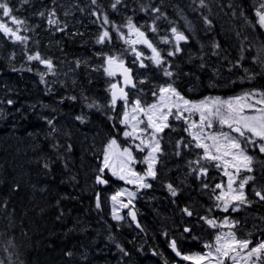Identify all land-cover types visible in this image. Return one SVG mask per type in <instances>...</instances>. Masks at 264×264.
<instances>
[{
    "label": "trees",
    "instance_id": "obj_1",
    "mask_svg": "<svg viewBox=\"0 0 264 264\" xmlns=\"http://www.w3.org/2000/svg\"><path fill=\"white\" fill-rule=\"evenodd\" d=\"M32 2L39 3L42 8L49 6L43 0ZM174 2L195 21L202 39L207 40L204 31L209 36H216L220 42L221 57H214L208 50L211 60L217 59L215 61L237 79L242 75L243 68L251 67V75L256 74L254 79L238 84L230 82L229 76L219 79L218 73L214 72L217 67L209 65V71L206 67L202 70L206 78L203 83L198 77L200 69L188 73L185 69L187 64L183 62L178 71L182 69L189 74L190 80L186 78V81L200 94L187 92L174 76L170 77L180 91L198 98L202 94L220 96L235 93L242 86L248 90H264V66L253 63L251 56L259 53L254 51L246 31L250 27L264 48L263 30L258 25L253 27L256 20L254 9L259 6L260 0H205L206 7H200L199 0ZM163 3L164 7L167 6L165 1ZM122 5L123 8H132L133 2L123 0ZM159 6L163 9L162 5ZM152 7L149 0H140V9L148 8L147 21L159 16L151 11ZM168 9L174 13L173 7ZM99 10L109 20L112 19L113 14L109 16L107 4L100 5ZM204 17L211 20V26L205 24ZM33 19L40 25L38 38L35 35L36 29L27 30L23 24L20 35L31 37L20 43L5 36L11 39V44L0 48L1 54L9 58L0 59V264H133L130 255L133 249L124 243L122 235L118 239V223L113 220L111 209L103 199V192L112 187L104 190L95 182L96 177L101 175L100 158L107 141L116 139L122 144L124 132L122 126H116L109 118L113 115L119 119V114L109 106L111 99L107 92V82H101L98 76L92 80L84 76L80 78L88 88L91 86L98 90L102 86L103 96L100 101L78 93L77 88L67 86L60 78L51 79L46 75L41 82L39 68L45 66L38 64V61H28L27 56L43 52L44 36L50 27L37 18ZM112 36L115 43V34L112 33ZM7 39L3 37L6 44ZM72 43L74 53L83 52L87 48L78 46V41ZM63 45L69 46V43ZM194 50L195 56H198V47ZM184 55L181 53L179 56ZM261 56L264 58V55ZM237 62L239 67L234 66ZM84 66L86 73L89 64ZM150 91L151 86L148 93ZM71 95L75 99L70 98ZM9 100L13 103L8 104ZM86 102L95 106L89 109ZM82 115L86 122L77 119ZM163 134L166 135H162L161 139L163 151L156 164L157 175L155 179H148L150 192L162 195V200L158 204L152 199L150 201L152 209L158 214L156 219L148 216L149 220L141 222L143 230L146 229L149 235L159 233L161 219L170 223L171 230H179L183 223L194 218L193 215L187 216L183 209L188 208L190 203L202 204L200 201L206 196L203 189L205 184L197 182L201 178L194 181L188 177L189 172L193 171H188L190 167H187L190 155L193 154L191 148H185L183 153V147L180 155H176L178 149L173 140L183 138L181 132L171 127ZM134 155L138 161L143 160L136 151ZM144 165L137 163L136 171L143 174ZM208 167L215 177V167ZM103 176L109 177L106 173ZM114 184L121 185L118 181ZM168 184L176 188V196L170 194ZM166 197L174 199L166 203ZM215 204V201L203 204L209 213L215 212L213 216L207 217L226 215L221 209L215 208ZM194 208L188 209L191 211ZM174 209L175 213H172ZM247 209L245 213L261 210V207L253 204ZM178 211L180 219L184 220L182 224L174 219ZM234 231L240 236L246 235V232L236 228Z\"/></svg>",
    "mask_w": 264,
    "mask_h": 264
},
{
    "label": "snow or ice",
    "instance_id": "obj_2",
    "mask_svg": "<svg viewBox=\"0 0 264 264\" xmlns=\"http://www.w3.org/2000/svg\"><path fill=\"white\" fill-rule=\"evenodd\" d=\"M24 2L26 3L27 0H24ZM91 2L92 4H96V0H91ZM121 3L122 0H115L111 7L115 10L117 5ZM199 3L200 7H206L205 0H199ZM141 10L147 12L148 8H142ZM151 11L153 13H160V8L152 7ZM0 14H2L0 16V33L12 38L14 42H25L28 38L20 35V26L25 22L13 15V9L7 0H0ZM93 14L95 15V13ZM40 15L43 16L44 13H40ZM161 15L163 14L161 13ZM254 15L256 20L253 27L258 25L261 30H264V0H261L259 6L254 9ZM52 17H55L54 11L50 13L48 23L57 24L58 21ZM3 18H9L10 23L17 27H10L9 23L5 22ZM155 19H160V16H156ZM204 22L206 25L211 26L212 22L207 17H204ZM103 23H110L106 15L103 17ZM126 27L128 35L135 34L137 38L125 40V43L130 45H145L152 52L150 59L153 63L157 67H163L165 63L164 58L148 38L146 32L141 31V28L133 22L131 17L128 18ZM58 30L63 31L64 29L60 28ZM150 30L153 33L157 31L155 21ZM117 31L119 32V29ZM170 31L175 40V49L174 51H169L167 55L174 56L182 51L180 43H186L188 36L184 32L179 31L175 26L171 27ZM120 36L121 39H124V33L121 32ZM110 40L111 34L105 29L98 36L96 43L104 44ZM162 42L168 43V38H162ZM219 47V43L213 44L214 49H219ZM133 51L136 52L135 48H133ZM261 51L264 52V48ZM217 54V52H213V55ZM141 56L142 53L136 52L138 60ZM27 59L28 61H39L49 71L54 67L51 59L42 58L38 52L29 54ZM241 59H244V57H241ZM105 63L107 67L104 68V71L108 76L116 75L114 68H118L122 70L124 86L136 87L130 76L131 69L125 66V62L122 59L115 56H106ZM253 63H260L264 66V58L258 54L253 57ZM140 66L145 67L142 61ZM234 66L239 67V62ZM201 67H204V65H201ZM244 71L247 73L248 69L245 68ZM163 74L169 78L173 76V72L169 71L167 67H163ZM255 75H249L247 78L254 79ZM43 81L44 75L41 74V82ZM125 87H120L115 83L110 85L111 106L114 108L118 99L123 100L125 110L120 119V123L126 129L123 132V136L126 139L139 141V143H135L129 147H121L116 139H111L103 150L102 167L99 169L101 175L96 177L98 184L108 183L103 178V173L105 170H108L113 177L121 181H125L128 184H138L141 188H150L151 184L147 183V179L156 178L155 164L158 161V154H161L163 151L160 143V134L165 129L171 127L169 123V118L171 117L175 121H183L186 125L184 131L191 138L187 143L183 139L177 141V149L183 146L184 148L195 147L202 150V155L199 156V159L189 162L190 164L195 163L199 165L198 169H193V171H198L197 178L206 176L208 173V168L201 164V161H205L217 169L223 168V175L228 178L227 192L222 190L215 197L217 201L223 202V211L227 212L230 206L232 207V211L238 210V206L235 204L230 205L228 199L229 193H236L231 196L233 202L238 201L240 204L249 203L243 189L245 185L254 180V177L249 175L240 178L239 190L234 189L233 184L240 177L241 171L249 173L254 171L253 164L255 158L248 152L250 147L258 149L259 153L264 154V90L256 89L228 98L208 96L200 100H190L182 95L173 84L168 83L159 86L158 91L152 93L156 98L153 103L144 104L137 98L129 104V96L128 92L125 91ZM7 103L12 104L13 101L9 100ZM94 106L93 104L89 105V107ZM129 107L131 111L128 110ZM77 119L83 122V117H77ZM48 123L51 124L52 121H48ZM146 149L147 154L142 161H138L134 155V150L145 152ZM176 155H180V152L177 151ZM136 163H144L146 165V170L143 174L135 171L133 165ZM229 168L234 169L235 174L230 172ZM204 187H208V185L205 184ZM167 188L172 196L178 194L172 184H168ZM216 189H223V185L217 183L213 191ZM124 195L129 197L126 204L121 200V197ZM254 195L259 197L261 201H264V193L262 191L254 189ZM134 196V192L123 189L112 195L111 200L114 204L120 203L123 207H128ZM219 206L217 204V207ZM99 207L100 202L98 197L97 208ZM183 211L189 217L193 215L192 211L188 208H184ZM129 215L135 220V212H130ZM113 218L117 220L122 219V217L115 214V208ZM200 219L211 229L222 227L234 228L238 223V221H230L227 217L222 222H218L216 219L207 216L200 217ZM137 226L139 227V225ZM190 231V228L186 227L184 229L185 233ZM169 247L177 257L188 262V264H264V240H259L255 243L250 239L242 240L237 238L236 234L232 231L217 233L212 242H205L203 244L205 251L202 252L184 254L178 248L176 240H172Z\"/></svg>",
    "mask_w": 264,
    "mask_h": 264
},
{
    "label": "rangeland",
    "instance_id": "obj_3",
    "mask_svg": "<svg viewBox=\"0 0 264 264\" xmlns=\"http://www.w3.org/2000/svg\"><path fill=\"white\" fill-rule=\"evenodd\" d=\"M38 2V0H36ZM62 4V10L63 13H73V8L74 5L76 6L77 4H81L83 0H61ZM152 4L153 7H159V5L163 6V9L160 8V13L159 16L161 17V19L159 20H155V18L151 19L150 22L147 21L146 19V12L142 11L140 9V0H138V4H136V6H133V8L131 9L130 6L127 9H123V16L124 17H129L130 15H133L131 18L133 20L134 23H138V27L141 28V31L146 32L148 38L151 40V42L154 44V46L161 52L162 57L164 58V65L163 67H167L169 71L173 72V76L175 77V80H177L178 82H180V84L186 88V91L189 93H193V94H198L199 92L195 90H193V87L191 86L192 84L186 81V78H188L190 80L189 77V72L191 71H196L197 69L199 70V80L202 81L203 83L205 82V77H203L202 74V70L206 67V69H208V71L211 69L209 65H211L212 68L217 67L216 70L214 72L218 73V77L219 79L223 78V77H231L230 82H236L238 84H245V81H249V79L247 78L249 75H251V67H247L246 69H248V72L245 73L243 68L241 70L242 75L240 76L239 79H237V77L229 75V73L224 69L223 66H221V64L219 65L218 62H216L215 60L217 59H213L211 60V56L207 55L204 52V43L201 41H198V35L193 36L194 39H196L195 41H197L198 44V49L200 50V54L198 56H195L196 54H192V52H190V50H192V45L190 44H186V46L188 47L187 50H184V48H182V45L180 43V47L183 51V53H185V59L184 56H179L182 51L174 56H172V58L168 57V55H163V49L165 48L166 45H168V49L166 54L169 51H174L175 49V40L174 38H172V33L170 31L171 27L175 26L178 28L181 27V25H183V23L185 25H194L196 26V23L193 22L190 18V16L182 11L181 7H179L174 0H149ZM163 1L166 2L167 6L164 7V3ZM261 1V0H260ZM10 5V7H12L13 9V15H15L17 18L23 20L26 26L27 30H34L36 29V37H39V30L38 28L40 27L39 22L35 21L33 19L37 18L39 20H41L43 23L46 22L47 19V14H50L51 12H53V10H55L56 6L55 3L56 2H60L59 0H43L44 3H48L49 6L47 7H43L39 4V3H34L32 2V0H27V2L25 3L24 0H9L7 1ZM115 0H104V4H107L109 7H111L112 3H114ZM123 2V0H122ZM98 8H100L99 5H97ZM168 7H173L174 13L171 12V9H168ZM92 9H90L89 13L92 14L93 18V24L96 27V35L93 36L91 40V43H80L78 42L77 45L78 46H86L87 50L83 51V52H75V56L73 58H70L69 60H66L64 56H60L59 58H57L58 54L56 51H54L57 47L56 45L51 42L52 39L46 37L45 38V44H44V50L43 52L40 54L42 58H47V59H51L54 63V67L51 71H49L46 67H40L39 70L41 71V74L43 73L44 76H48L51 79H53V77L56 78H60L62 79V81L70 87H74L77 88L78 93L83 94L85 96H87L89 99H93V100H98L100 101V99L103 96L102 91V86L98 88L94 87L93 89L91 88V86L88 88L85 85H83V83L80 81V78L82 76H84L86 79L88 80H92L94 77L98 76L99 79L101 78V82H107V92L109 93L110 90V85L111 84H116V80L117 78L115 76H108L105 71H104V63H105V57L106 56H112V55H118V57L120 59H122L125 63H130L132 62V69L134 70V76L136 77L135 80V84L138 85V90L137 91H131L129 94V104H131L132 101H134L135 99L139 98L142 103L144 104H150L153 103L155 101V97L152 95V93L154 91H158L159 86L161 85H165L168 83L173 84L174 87L177 88V90L184 95L186 98L190 99V100H200L203 99L204 97H208V96H219V95H213V94H202V96L198 97V98H193L190 96H187L184 92L180 91L179 88L177 86L174 85L173 81L171 79H169V77L165 76L163 74V67H157L153 61L150 59V57L152 56V52L150 49L146 48H140L139 52L142 53V62L143 64H146V66L148 67V69L143 70V68L140 66L141 61L139 62L138 60H136L134 54H133V48L135 47L134 45H130L128 43H125V40H133L136 39L135 34L132 35H128V29L126 27L127 24V20L128 18H126L124 20V24L123 25H114L113 28H109L110 32H111V40L110 41H106L104 44H98L96 43L98 36L102 33V31H104L105 29L103 27H101V24L103 22V17L105 16V14L103 13V11L99 12L96 8H94L93 6H91ZM76 10V8H75ZM40 13H44L43 16L40 15ZM81 13H83L81 11ZM95 13V15L93 14ZM114 13H116V10L114 11ZM119 13V12H118ZM161 13L163 15H161ZM0 16H2V14H0ZM176 18V21L174 20ZM5 20V22L9 23L10 27L16 28V25H13L10 23V19L9 18H3ZM173 19V20H172ZM40 21V22H41ZM155 21V26L157 27V31L155 33L151 32L150 28L153 25V22ZM197 27V26H196ZM117 29H119V32L117 31ZM181 29V28H180ZM248 36H249V41L252 44V46L254 47V51L258 52L261 55H264V52L261 51V49L263 48V45L261 44L258 36H256L253 33V30L248 27L246 28ZM191 34H193V31L191 32L190 30H188ZM47 34H51L52 32L47 31ZM124 33V39H121L120 33ZM184 32V31H183ZM264 32V30H263ZM112 33L115 34L116 37V42L114 43V38L112 36ZM206 35V38L208 40L207 45H209L208 50L210 51L211 54H213V52H217V55H213L214 57H221V44L220 42L217 40L216 36H209V34L207 32H204ZM20 34H21V26H20ZM185 34V33H184ZM186 35V34H185ZM170 36V37H169ZM6 40L7 38L2 35V33H0V48H6L7 45L11 44V39H7L8 43H4V40ZM31 36H27V38L29 39ZM167 37L168 38V43H163L162 42V38ZM27 39V40H28ZM51 42V44H49ZM113 42V43H112ZM117 43V44H116ZM214 43H219L220 47L219 49H214L213 48V44ZM243 53L245 51H242ZM1 54V52H0ZM223 54V52H222ZM224 55V54H223ZM68 56V55H66ZM194 56V57H193ZM181 57L183 58V61H181ZM193 57V58H192ZM254 57V56H251ZM7 59L9 60V58L6 55L1 54L0 55V59ZM64 58V59H62ZM146 59V60H145ZM183 62L185 64H187L186 66V71L185 72L181 69V71H178V68L182 67ZM38 64L39 61H38ZM84 64H89L88 66V70L85 73V66ZM189 64V65H188ZM42 65V64H41ZM201 65H204V67H201ZM230 65H231V61H230ZM247 65V64H246ZM197 72V71H196ZM200 75V76H199ZM207 79H210L207 77ZM234 79V80H233ZM212 80V79H211ZM137 81V82H136ZM143 81V82H141ZM146 82H149L151 85V91L150 93H148V89L146 91L143 90L142 85ZM246 86H242L239 88V90L235 93L231 92L230 94H226V95H220L219 97L222 98H228V97H232V96H236V95H240L243 92H248V91H252V90H256L255 89H247V88H243ZM214 88H217L214 87ZM230 88H232V85H230ZM260 90V89H259ZM102 93V94H101ZM200 94V93H199ZM73 95H71L70 98H72ZM97 103V101L95 102ZM90 104L93 103H89L86 102V107H88L89 109H92L93 107H89ZM99 105V104H98ZM125 110L124 107V102L122 103V108H121V114L120 117L118 119V123H120V119L122 118V114ZM129 111H131V108L129 107L128 109ZM83 117V115L81 116ZM195 118V117H193ZM83 121H87L84 117H83ZM169 123L171 124V127H176L180 132L181 135L183 136V138H179V139H175L173 140L174 144L176 145V142L183 139L185 143H187L188 141H190V137L188 135V133H186L184 131V128L186 127V125L183 123V121H175L174 119H172L171 117L169 118ZM122 125V124H121ZM123 126V130L125 131V126ZM141 127H143V125H141ZM170 127V128H171ZM169 129V128H167ZM165 129V130H167ZM130 130V129H127ZM164 130V131H165ZM226 130V129H225ZM162 135H166V134H160L161 139H163ZM123 140H122V144L118 143L119 145H121V147H129V146H133L135 143H139V141H133L131 139H126L123 135ZM168 138L169 135L167 136ZM110 141V140H109ZM106 143V145L108 144V142ZM162 142V140H160V143ZM105 145V146H106ZM183 148V146H181L178 151L181 152V149ZM191 148V152L193 154L190 155V161H196L197 159H199V156L202 155V150L200 149H196L195 147H190ZM188 149V148H187ZM135 151V150H134ZM248 152L250 155L254 156L255 158V162L253 164V168L254 171L249 173L246 171H241L240 173V177L236 179V182L233 184V188L239 190V182H240V178L245 177V176H253L254 180L250 181L249 184L245 185L243 191L245 193V195L247 196V199L249 201V203H244V204H240L238 201L233 202L231 200V196L235 195L236 193H229L228 194V199H229V203L231 204H235L236 206H238V210L237 211H232V207H229V210L226 213V215H220L218 218H214L216 219L218 222H222L226 217L233 222L238 221V223L236 224V226L234 228H229V227H222V228H218V229H211L209 228V226L202 220V219H197V218H192L191 220H188L187 223H183L184 220L180 219L181 218V214L177 213L176 216H174L175 222L177 221V223L182 224V227L179 230H171L172 227L170 226L169 222H163V219H161V224L160 227L161 229H159V233L156 234H151L149 235V233L147 232V230L145 229L144 232L150 236L151 238V245L150 247L145 250V248L143 246H141V244H144L145 242L139 241L138 245H140L137 249V252L134 253L131 257L134 256H140L143 257L144 255H148L149 257L152 256V254L157 253V250L155 249V246L159 245V242L161 238L165 237V236H170V238L174 239V238H180L182 239L184 237L185 241L189 240L192 241L191 243H193L191 248V252L192 253H196V252H202L205 251V249L203 248V244L205 242H212L214 240V237L217 233H223V232H228V231H232L236 234L237 238L239 239H250L252 240L254 243L259 241V240H264V201H261L259 199V197L254 195V189L255 190H260L262 191V193H264V154L259 153L258 149H253V148H249ZM185 153V148H184V152ZM139 154L144 158V156L147 154V149L145 150V152H139ZM188 158V157H187ZM100 167H102V161H103V153L101 155L100 158ZM189 159V158H188ZM189 161V162H190ZM158 162H159V154H158ZM188 162L187 167L188 171L191 169H198L199 165L192 163L190 164ZM137 164V163H136ZM135 164V165H136ZM157 164V163H156ZM156 164H155V170H156ZM201 164H203L205 167L208 168V173L206 176H200L199 178H201L200 180H198V171H191L188 174V177H190L192 180L196 181L199 184H201L202 181H204V183H206L210 189V191H207L205 189L204 193L205 195L209 198V199H213L215 201V208L217 209H221L223 211V202L222 201H217L215 199L216 195H218L222 190L224 192H227V181L228 178L226 176L223 175V168L221 169H217L215 168L214 174L215 177H213V174L211 173V170L209 169L208 166H210L211 164H208L205 161H201ZM135 165H133L134 169H135ZM195 165V166H194ZM212 166V165H211ZM146 170V165H144V172ZM136 171V169H135ZM229 171L232 172L233 174H235V170L232 168H229ZM137 172V171H136ZM110 179L113 181L112 182V188L108 191H104L103 192V199L104 202H106V204L109 205V208L111 209V215L112 218L114 217V208H115V214L119 215L120 217H122V219H114L113 220L118 223V229H117V233L119 234L118 239L120 238V235L122 234V227H133L132 225H130V221L127 219V210L124 209V207L122 206V204L120 203H115L111 200L112 195H114L117 191L126 189L129 192H134L135 196L132 198V202L131 204H129V208H132L134 210H137V208H139L138 211V215H139V225L141 226V222L145 219H147L148 214H150L151 212L156 213L155 210L152 209L151 206V202L153 199V193L150 192L151 188H144V190L142 192H139L138 189H140L138 184H128L125 181H121L119 179H117L116 177H113L111 175V173L108 170H105V172ZM139 173V172H138ZM149 179V178H148ZM115 181H118L121 185L120 186H116L114 183ZM182 181H184V177H182ZM147 183H149L147 181ZM217 183H221L223 185V189H216L215 191H213V189L215 188V185ZM190 185H192V183L190 182ZM146 199V200H145ZM152 199V200H151ZM121 200L123 201V203H128L129 197L127 195H124L123 197H121ZM141 201V202H140ZM189 203V201H186ZM217 204H219L220 206L217 207ZM253 204H258L261 207V210H251L245 213L246 210H248V207H251ZM143 206V207H142ZM195 207L194 209H196V205L193 203H190L188 208H192ZM192 209V210H194ZM191 210V211H192ZM149 211V212H148ZM172 213H175V209L173 210ZM184 218V215H183ZM196 226V227H195ZM190 228L191 231L188 233L184 232L185 228ZM195 228H197L199 230V233L195 232ZM237 229L239 231H243L246 232V235H238L234 229ZM143 229V228H142ZM135 231V230H134ZM138 232H140L139 230H137ZM136 231V233H137ZM183 234V237H182ZM196 239V240H195ZM196 241H199L198 243H196ZM167 244H169V242L167 241ZM199 247V248H198ZM145 250V251H144ZM191 254V253H189ZM129 255V253L127 254ZM154 259V258H152Z\"/></svg>",
    "mask_w": 264,
    "mask_h": 264
},
{
    "label": "flooded vegetation",
    "instance_id": "obj_4",
    "mask_svg": "<svg viewBox=\"0 0 264 264\" xmlns=\"http://www.w3.org/2000/svg\"><path fill=\"white\" fill-rule=\"evenodd\" d=\"M40 1H42V0H40ZM59 1L60 2L55 3L56 8H55V10H53L55 12V17H52L53 19H56L58 21V23L57 24H49L48 20L50 18V14H47V16H46L47 19H46L45 24L47 25V27H50L49 31L52 33L46 34L44 36V41H45L46 37H48L49 39L51 38L52 39L51 42H53L57 47L54 50L58 54L57 58H59L60 56H64L65 59L67 58L66 60H69L70 58H73L75 56L72 42L78 41V42L84 43V44L91 43L90 39H92L93 36L96 35V27L92 21L93 16L91 13H89V11H90V9H92L91 6H93L99 12H101L99 10V8L97 7V5L98 4L103 5L104 0H96V4H92L91 0H83L81 4H77L76 6L74 5V8H73L74 12L73 13L68 12L66 14L63 13V10L61 7L62 1L61 0H59ZM132 2H133L134 6H136V4H138V0H132ZM133 5H132V8H133ZM75 8H76V10H75ZM127 8H129V7H125V9H127ZM123 9L124 8H123L122 3L117 5V8L115 9L116 13H114L115 10L112 7H109V13H110L109 16L111 14H113L112 19L109 20L110 21L109 24H104L102 22L101 27H103L104 29H107L110 32L109 28H113L114 25H123L124 20L126 18L133 16V15H130L129 17H124L122 14ZM105 10H106V8H105ZM81 11L83 13H81ZM148 22H150V21H148ZM138 23H139V21H138ZM138 23H135V24L138 25ZM60 28H63L64 30L63 31L58 30ZM180 28H178V30L182 31V32L184 31L186 36H188V41L186 43L185 42L181 43L182 48H184L183 51L188 49L186 44H190V45H192V47H191L192 50H190V52H192L193 55L196 54L194 49H195V47H198V44H197V41H195L196 39L193 38V36L198 35L197 40L204 43V45H205L204 46V52L207 55H209L208 54L209 45H207L208 40H204L199 36L198 28L196 26H194V25H188L187 26L183 23V25H181ZM188 30H190L191 32L193 31V34H191ZM110 34H111V32H110ZM51 42L49 44H51ZM63 43H69V46L63 45ZM134 46H135L134 48H135L136 52H139V49L142 47L146 48V46L142 45V44H136ZM168 47L169 46L166 45L165 48L163 49V55L164 56L167 55L166 52H167ZM84 49H85V51L87 50L86 48H84ZM183 51H182V53H183ZM136 52L133 51V54H134L136 60H138L136 57ZM199 52H200V50H199ZM66 55H68V56H66ZM112 56L118 57V55H112ZM168 57L172 58V56H168ZM62 59H64V58H62ZM141 60H142V56L140 57V59L138 61L140 62ZM125 64L129 68H131L133 75H134V70L132 69V67H133L132 62L125 63ZM144 65H145V67H142L143 70L148 69L146 64H144ZM104 67H107L106 63H104ZM114 76L117 78L116 84H119V77L117 75H114ZM135 80H136V77H135ZM150 85L151 84L149 82L144 83L142 85L143 90L146 91L148 88H150ZM137 90H138V85H136V87L133 89V91H137ZM122 103L123 102H120L117 105H115V107H114V109H116L115 113L119 114V117L121 114ZM107 105H109V104H107ZM109 106L111 107V105H109ZM111 108H113V107H111ZM109 118H111L112 122H115L116 126H118V125L122 126L121 124L118 123V120H117L118 117H114L113 115H110ZM121 128H123V126ZM137 153H139V152H137ZM135 167H136V165H135ZM107 180L109 182L108 187L109 188L112 187L113 181L110 179V177H107ZM147 181H148V179H147ZM201 184H206V183H204V181H202ZM203 189L210 191L209 187H204ZM138 190H139V192H142L144 190V188L140 187V189H138ZM152 199L154 200V202L156 204H158V202L160 200H162V195L153 194ZM173 199H174L173 197H166L165 198V200L167 201L166 203L172 202ZM213 202H214L213 199H209L207 196H203V198L200 201V203H202V204L194 203L196 205V209L192 210L194 218L200 219V217H205L208 215L213 216L215 214V212L213 211V212L209 213L206 210V206L203 205V204H209V203L212 204ZM138 211H139V208H137V210H135L137 223L139 222ZM148 216H150L151 218H155L156 216H158V214L151 212L150 214H148ZM127 219H128V211H127ZM146 220H149V218L147 217ZM130 225H132L133 227H122V234H121L123 236V240H125V242L123 240L122 241L124 243H126V245H128L130 248L133 249V252L130 251V253L132 255L134 253H136L135 249L136 248L138 249V247L140 246V245H138V242L142 241V240L145 243L141 244V246H143L145 248V250H147L152 243L151 238L144 232V230L142 228H141L140 232H138L137 229H135L133 222H130ZM136 231H137V233H136ZM195 232L199 233V230L197 228H195ZM182 237H183V234H182ZM159 240H160L159 245L155 246L157 253L154 252V254H152L151 257H149L148 255H144L143 257L136 255V256L131 258L132 262L134 261L133 264H188V262L183 261L180 259V257L176 256V254L169 247V244L172 240H176L178 248L180 249V251L182 253H184V254L191 253L192 254L191 248H194V247H192V245H193V243H191L192 241H189V240L185 241L184 237L182 239H180V238L172 239V238H170V236H165ZM167 241L169 242V244H167ZM198 242L199 241H196V243H198ZM152 258H154V259H152Z\"/></svg>",
    "mask_w": 264,
    "mask_h": 264
},
{
    "label": "water",
    "instance_id": "obj_5",
    "mask_svg": "<svg viewBox=\"0 0 264 264\" xmlns=\"http://www.w3.org/2000/svg\"><path fill=\"white\" fill-rule=\"evenodd\" d=\"M45 66V65H44ZM126 67H128L127 65H125ZM129 68V67H128ZM130 69V68H129ZM114 70L116 71V74L117 75H119V78H120V84L118 85V86H120V87H125L124 86V83H123V74H122V70H120V69H118V68H114ZM130 76H131V78H132V80H133V82H134V77H133V73H132V70H131V72H130ZM127 89H132V87L131 86H127V87H125V91H127ZM128 92V91H127ZM110 97H111V88H110ZM118 101H120L119 99L117 100V102ZM104 178V177H103ZM105 179V178H104ZM96 182V181H95ZM97 183V182H96ZM98 184V183H97ZM98 185H100V188H105V187H107L109 184L107 183V184H98ZM124 209H128V207H124ZM130 212H135L134 210H132V209H130L129 210V213ZM128 218H129V220H131L132 222H133V224H134V226H135V228L136 229H138V230H141V228H140V226L138 227L137 225H138V223H137V221H136V218H135V220H133L132 219V217L128 214Z\"/></svg>",
    "mask_w": 264,
    "mask_h": 264
},
{
    "label": "bare ground",
    "instance_id": "obj_6",
    "mask_svg": "<svg viewBox=\"0 0 264 264\" xmlns=\"http://www.w3.org/2000/svg\"><path fill=\"white\" fill-rule=\"evenodd\" d=\"M185 12V11H184ZM187 13V12H186ZM193 22H195L192 18H190ZM185 57V56H184ZM186 58V57H185ZM146 200V199H145ZM141 202V201H140ZM143 207V206H142ZM149 212V211H148ZM153 217V216H152ZM151 218V217H150ZM173 225V224H172ZM196 227V226H195ZM133 252V251H132Z\"/></svg>",
    "mask_w": 264,
    "mask_h": 264
}]
</instances>
